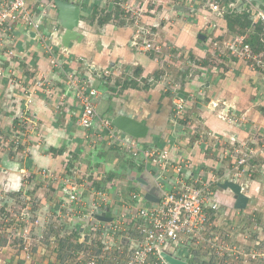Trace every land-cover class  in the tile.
Instances as JSON below:
<instances>
[{
	"label": "crops",
	"instance_id": "crops-1",
	"mask_svg": "<svg viewBox=\"0 0 264 264\" xmlns=\"http://www.w3.org/2000/svg\"><path fill=\"white\" fill-rule=\"evenodd\" d=\"M70 1L81 8L76 29L82 35L81 39L72 41L71 47H59L58 30L54 31L53 28L56 10L50 0H27L33 10L32 18L39 23L37 29L33 30L17 20L12 24V32H8V35L5 33L0 38V196L10 195L13 199L21 191L29 194L28 188L38 195L39 187L36 188L33 178L42 179V176L33 175L32 171L39 169L56 174H53L56 178L50 181L49 189L65 201L68 197L62 189V180L72 177L69 172L74 170L77 172L76 176H89V187L93 181L96 185L103 177L108 178L105 186L99 190L113 189L123 193L118 201L130 202L129 193L135 187L134 182L124 186L118 179L132 159L115 144L108 145L101 139L99 134H103V131L98 130L95 125L94 128L85 129L77 123L78 101L68 88V72L98 91L96 107L101 116L111 118V115L118 113L130 114L148 126L149 134L144 143H140L151 153L148 155L151 163L146 165L151 175L148 172L145 175L154 184V152L166 149L170 166L168 171L161 173L164 189L171 188L173 179L176 178V165L192 164L190 167L182 166L183 179L198 173L213 180L223 179L227 177L229 170L221 169L220 165L231 164L235 157V153L225 155L226 147L232 143L245 150L246 144L254 148L259 145L258 137L264 134V100H261L262 95H258L262 87L258 72L232 57L221 73L209 75L194 71V75L191 73L190 78H185L180 84L175 79L156 80L157 69H163L161 77H168L169 69L178 66L177 61L172 59L171 63L165 65L169 55H156L133 45L136 33L142 26H146L151 30V35H147L148 39L161 50H166L168 46L170 51H188L203 63V59L210 53L209 39L198 42L196 38L202 23L205 24V18L211 17L213 13H205L202 8L204 6H201L205 2L208 4V0H202L201 5L197 6L195 23V20L191 21V15L176 8L182 5L180 3L191 5L189 0ZM130 5H141L142 13L136 15L137 10L128 11L126 8ZM220 18L214 15L212 20L220 21ZM226 26V23H220L213 35L215 39L227 36ZM245 34L248 35V32ZM11 46L15 49L14 55L8 53ZM48 47L57 56L59 66L50 64ZM196 60L190 62L195 65ZM39 82L42 85L39 86ZM166 82L168 87L165 86ZM178 86L182 88L180 95L176 92ZM199 95L206 97L202 99ZM177 96L186 101L184 120L174 117V101ZM211 102H217V107L212 108ZM28 115L31 120L29 124L25 120ZM228 116L231 117L230 120L226 119ZM32 123L33 129L36 128L41 136L40 140L36 136L38 146L33 141L35 130H28ZM69 138L71 151L62 155L64 150L61 149V152L59 149L65 146L66 139ZM100 139L103 142L97 143L96 140ZM55 140L61 143L58 149L55 148ZM105 143L107 146H104ZM91 145L99 149L97 154L100 156L101 151L110 153L108 149H114L116 153L114 152L112 167L99 164L95 168H87L85 164L78 166L80 161H77V156L80 153L94 154L96 151ZM52 146L57 149L56 152L52 150ZM68 152H71L70 158ZM258 157L260 162L254 161L257 169L264 161V154ZM69 160L73 163L70 170L67 165ZM134 167L135 165L132 166ZM132 168L129 170L131 177L141 170L145 171L144 168H138V171ZM257 169L254 167L251 175L242 179L243 191L248 196L245 209L234 208L233 193L229 189L216 188L220 206L212 215L214 231L228 234V239L239 246L252 244V239L257 238L259 233L257 225L264 221V173ZM191 179L188 181H192ZM39 190L47 191L43 188ZM87 191L89 190H85ZM43 202L41 199V204ZM139 203L142 206L150 205ZM41 204L40 210L44 211L42 207L45 206ZM57 205L62 213L66 212L62 204L56 203L53 208ZM50 215L46 213V217ZM77 221L79 220L73 219L75 230L79 227ZM263 234L264 232L260 233V236ZM4 241L1 240L2 243ZM38 251L32 260L38 259L35 264H53L51 257ZM17 255L20 258V254L16 253L15 257Z\"/></svg>",
	"mask_w": 264,
	"mask_h": 264
},
{
	"label": "built area",
	"instance_id": "built-area-1",
	"mask_svg": "<svg viewBox=\"0 0 264 264\" xmlns=\"http://www.w3.org/2000/svg\"><path fill=\"white\" fill-rule=\"evenodd\" d=\"M208 8L210 12L220 15H224L229 10L217 0L209 2ZM126 9L131 12L137 10L136 15L142 13L141 5H130ZM32 14L33 10L27 0H0V38L3 34L6 33L8 35V32H12V24L17 20L21 21L25 26H30L33 30L37 29L39 23L32 18ZM252 14L254 15L253 22H260L262 25L261 41L263 46L261 49L258 51L253 50L244 36L234 38L227 46L230 45L231 48L233 46L238 47L235 48V56L252 58L255 66L260 68V71H263L264 9L255 7ZM148 34L151 35V30L146 26H142L136 33L133 45L143 51H152L156 55L161 54V49L158 45L152 44V41L147 37ZM47 50L50 53V64L59 66V60L52 49L48 47ZM8 53L9 55L15 54L13 46L9 47ZM202 69L204 68H200V70ZM104 72L107 73L106 70ZM66 77L68 88L74 93L78 101L79 125L86 129L94 128L93 126L95 125L98 130L101 129L103 131V138L107 141L109 140L111 144L118 146V149L128 154L131 158L143 157L144 162L149 164L150 158L148 155L151 153H149L148 149L142 146L143 144L128 141L125 136L114 129L110 123V118L101 116L98 113L96 107L98 91L94 87L80 81L79 77L73 73H66ZM40 82L39 86L42 85ZM185 102L181 98L174 101L175 119L184 120L183 113L185 112L183 110L186 106ZM213 104L217 106V102ZM25 120L28 124L31 122L29 115ZM258 151L261 152V155L264 154V141L255 148L246 144L244 152L238 148L233 151H224L225 155L235 153L236 164L229 169L226 173L227 177L223 179L216 178L213 180L205 177L202 173L183 179L182 166L176 165L175 174L182 177H177L170 189L162 190V195L157 202L148 206L140 205L139 202H144L141 192L137 188L133 189L129 193L130 202L121 200L123 213L107 222L95 219L92 213L100 206L98 204L99 200L109 199V194L103 190L92 189L90 194L93 198L90 199L88 206H85L86 197L83 193L85 189L79 182L80 179L64 178L62 180V189L69 202L74 203V207L76 206L77 215L82 219H86L85 225L87 226L84 231H80L82 227L80 225L78 230L80 231V236L67 247V251L62 257V264H170L161 255L163 250L170 252L175 250L182 251L185 255L176 254V256L186 259L188 262V258L191 255L190 250H194V248H201L203 256L208 252L216 262L225 258L233 261L245 255L256 259L258 262L263 261L264 235L257 238L254 243L246 244L245 252L228 239V234L216 233L212 221L213 212H216L220 206L216 197V183L219 181L223 182L225 179L237 181L243 191L242 179L251 175L249 163L255 160L254 157L258 155ZM167 155L168 151L163 149L159 152L158 159H156L157 164L161 165L164 171H168L167 168L170 166L167 161ZM156 161L154 164H156ZM184 166L186 167V163ZM257 170L260 173H264V162L259 165ZM42 171L46 173L45 170ZM189 179L192 181H188ZM31 208L32 206L27 203L23 205L19 216L13 219L10 225V231L18 230V234L23 238L18 253L22 260L20 261L21 264H29L33 260L38 249L37 244L43 239L41 235L36 239H32L29 229H22L23 225L31 224L29 221V218L32 217L30 214ZM34 223H39L37 218H35ZM127 224L133 225V230L131 232L127 231L124 236L127 238V243L126 241L119 244L113 243L116 240H113L115 238L112 235L127 230L128 228L125 227ZM16 225H19L18 228L15 227ZM32 240L35 241L34 244ZM113 244L115 246L112 247ZM177 246H184L185 249L181 250ZM5 248V245H0V264H7ZM172 248L175 250H172ZM201 263L202 261H200Z\"/></svg>",
	"mask_w": 264,
	"mask_h": 264
},
{
	"label": "rangeland",
	"instance_id": "rangeland-1",
	"mask_svg": "<svg viewBox=\"0 0 264 264\" xmlns=\"http://www.w3.org/2000/svg\"><path fill=\"white\" fill-rule=\"evenodd\" d=\"M201 1L202 0H189V4H191V5L180 3V4H182L183 7L190 9L189 11H186V13L188 15H191V21L195 20V21H193V23L196 22V18L194 16L196 15L197 10H198L197 6L201 5ZM211 1L212 0H208V3ZM217 1L221 5H224L225 7H227L229 9L227 12L224 13V15L219 16L222 18V21L220 18V21L222 22V24L226 23V25H227L226 26L227 27V31H226L227 36L218 37L217 39H219V40L215 39L216 37L213 36L215 30L220 27L221 22L217 21L216 19L212 20V17L215 15L212 13L211 17L205 18V20H204L205 24L203 25V23H202L201 29L199 30V33H197V38H196L198 42L201 40L209 39V43H208L209 48L208 49L210 50L209 51L210 53L207 54V57H205V59H203V63H202L201 59L196 60L194 58V56H191V54L188 53V51H184V50L170 51V49H168L170 47L166 46L167 49L166 50L162 49L160 52L161 54L169 55V57L167 56L168 61H165L164 64L165 65L169 64V63H171L172 59L173 60L175 59V61H177V63H178L177 64L178 66L169 69L168 77L166 75H162V77H161L160 72H161V70L163 71V69L162 68L157 69L156 70V80L161 79V78L165 79V81H167L168 79H175V80H178L179 84H180V82H184L186 80L185 78H187V77L190 78L191 73H193L194 71H196V73L199 71L200 74L201 73L205 74V72H206L209 75H211V73H221V72H223L222 68L226 67L228 60L232 57H236L237 60L242 61V63L244 62L248 66L249 69H251L254 72L256 71L259 73L257 75H258V78L260 79V81H262V87L260 89L259 94L258 93L257 94L262 95L261 100H264V70L260 71L259 70L260 68L255 66L254 60L252 58H244V57L239 58L238 56H235V54H234L235 48H238V47L233 46V48H231L230 45L227 46L228 44H230V42L232 41V39L235 35H237V36H235L234 38L240 37V36H244L245 38H247L248 35L247 34L243 35V34H241V32H238L240 28L237 25L234 26V30H231L228 27L227 21L225 19V14L228 12L230 13L232 11H235L237 13L249 11L251 18L253 19V17H254V15L252 14L253 9L255 7L264 9V7L259 2L255 1V0H217ZM201 6H204L202 8L204 9L205 13L209 12L208 4L206 2L203 3ZM200 34L203 35V37H199ZM261 37H262V35H261ZM172 49L173 48H171V50ZM174 55H176V58H174ZM190 60H196L195 65L192 62H190ZM201 64H204L205 66H201ZM195 66H197V67L199 66V67L197 68ZM200 68H204V69L200 70ZM166 70H168L167 67H166ZM194 74L195 73H193L192 75H194ZM165 86L168 87L167 82H166ZM181 87H182V85H181ZM181 87H179V86L177 87V89H176L177 95L181 94V89H182ZM199 96H201L202 99H205V97H206L205 95H199ZM178 98H181L184 100L183 97L177 96L176 99H178ZM213 103H216V102H211L210 103L211 107L212 108L217 107V106H214ZM183 112H186L185 107H184ZM183 115L185 117V113H183ZM222 116H223V114H222ZM224 117H225V115H224ZM226 119L230 120L231 117L229 118V116H228V117H226ZM33 128L34 127H33V123H32L28 130H30V131L35 130V132H33V135H34L33 141H34V144L37 145L38 140H36V136H37V138H39V140L41 139V136L37 132L36 128L35 129H33ZM193 130H194V132H196V129H193ZM65 133L67 134V132H65ZM69 133L71 134V132H69ZM99 135H101V139H103L108 145L111 144L109 142V140L107 141L105 138H103L104 137L103 134H99ZM72 136L73 135L71 134L70 137H72ZM65 138H66V136H65ZM101 139L96 140V142L102 143L103 141ZM55 141H56L55 144L57 145V146L55 145V148L58 149L59 146L61 145V143H57V140H55ZM258 141L260 142L259 145L262 144V142L264 141V134H263V136L258 137ZM70 143H71L70 138L66 139L65 146L59 149V150H61V149L64 150L62 155H64V153L67 152L68 150L71 151ZM107 144L104 146H107ZM111 146H113V145H111ZM91 147H94V149L96 150V151H94V154H89L86 152L85 154L80 153L77 156V161L78 162L80 161V163H78V166L81 164L82 165L85 164L87 168H90L91 166H93L92 168H95L96 164H99L100 166L107 167V168L112 167L113 160H114L113 157H114V152H115L112 147H110L108 149L110 153L101 151V153H100L101 156L97 154L99 149L96 148V146L91 145ZM51 148H52V150H54L56 152L57 149L53 148V146ZM235 148L240 149L239 146H236L235 144L231 143L230 146L225 148V150L226 151L227 150L233 151ZM47 149H48V147H47ZM34 150H35V148H34ZM62 150H61V152H62ZM242 150H243V152L245 151L244 149H242ZM246 151H247V149H246ZM34 153H36V151H34ZM70 153L71 152H68V156H69L68 158L71 157ZM154 154L156 155V159H158L159 152H154ZM257 154L261 155V152L258 151ZM258 155L254 157L255 160H257V163L260 162V160H259L260 157H258ZM72 157L74 158V156H72ZM70 161L71 160L68 161L67 165L72 168L73 163ZM235 164L236 163H235V158H234V160L231 164L225 163L224 164L225 166L220 165V168L229 170ZM251 164H254V165H251ZM179 165L184 166V164L183 165L179 164ZM259 165H258V167H259ZM132 166H133V164H130L128 167H126V169L123 170V175H121L120 178L118 179L121 184L124 183V186L128 185L130 183L131 184L133 183V181L130 180V178H129V177H131L129 170L132 168ZM186 166L190 167V166H192V164L186 163ZM249 167H251L250 168L251 171H253L252 169L254 167H255V169H257V165H255V162L249 163ZM194 168H196V167L194 166ZM132 169H134V168H132ZM136 171H138V170L136 169ZM154 172H156L157 185L160 187L161 190H167V188L164 189L163 183H162V181L164 179L161 176L162 175L161 173L164 172V170H163L161 165L157 164V161H156V171L152 172L153 175L155 174ZM32 173H33V175L39 174L42 176V179H40V178L37 179V177L33 178V180H34L33 183L35 185H37L36 188L37 189H38V187H39V189L43 188V189H46L47 191L43 190V191L39 192L40 190L38 189L37 192L39 194L37 195L36 193H34L33 190H32L33 191L32 192L28 188V192H30L29 194H24V193L22 194V191H21V194L16 195L15 197H13V199L11 198L10 195L0 196V207H2V208H0V245L6 246L5 258L7 259V264H21L20 263V261H22L21 258H19L18 255H17V257H15V254L16 253L18 254L23 238L21 235L18 234L19 233L18 230L10 231V225L13 222L12 220L19 216V214H20L19 212L21 211L20 210L21 207L27 203L28 205L33 207L34 212H33V216L31 218H29V221L31 222V224H28L26 226L23 225L22 229L28 228L29 233H31L30 235H31L32 239H36L37 237H39L41 235L43 237V239L40 242H38L37 246H38V249L39 248L40 249H39V251L37 249V251L51 257V263L62 264L63 260H62L61 255L63 252L61 253V251H60V245L62 243H65V245L69 246L70 242L72 243L73 240H76L80 236L79 235L80 231H78L80 225H82V227H83L82 231H84V229L87 225H85V222L83 223V219L80 218V216L79 217L76 216V214L78 212L76 211V209H77L76 206L74 207V203H70L68 198H67V200L63 201L60 199L59 196H57L56 194L54 195L53 193L50 192V189H49L51 187L50 181H52V179L56 178V177L55 178L53 177V174H55L54 172H50V171L47 172L46 171V173H44L42 170L36 169V170H33ZM69 173L72 174V177H71L72 180L80 179L79 182L82 184V187L84 186L85 190H89L87 192H83L85 194L86 199H87V200L85 199V202H84L85 206H88V204L91 201L90 199L93 198V196L90 194V190L96 189V188L99 190L100 188H103L105 186V183L109 180L108 178L103 177L102 180H98L99 182L96 183V185L94 184V181H93L91 187H89V183H88V180L90 181L89 176H87V177L86 176H76L77 172H74V170H72V172H69ZM185 174H186V172H185ZM182 176L184 177V173ZM142 177L146 181L150 180L149 178H146L145 175H142ZM177 177L181 178V176L176 175V178L173 180L175 181L177 179ZM36 181L38 184H36ZM133 189L135 190L136 187ZM137 189L140 192H142V190H143V189L140 190V187H137ZM105 192L106 193L111 192L109 199L104 200V201L99 200L98 204L100 206H98V208H101V210H105V215L110 216L112 218H114L115 216H119L121 213H123V204L121 201H118L117 199H119L120 196L123 197V193L122 194L118 193V191H114L113 189L110 191H106V189H105ZM161 195H162V192H161ZM161 195L159 196V198L161 197ZM41 199L44 200V202L42 204H41ZM5 202H6V205H5ZM56 203L60 204V205L62 204V206L66 209V212L63 211L64 213H62L59 205L54 206V208H53V205H55ZM144 203L151 204L150 202L145 201V200H144ZM40 204L45 206V207H42L44 211L40 210ZM5 206H7V208ZM47 212L51 214L48 217H46ZM58 214L63 215V217L60 218ZM35 218L38 219L39 223H34ZM73 219L79 220V221H77V223L79 224V227H77V230H75L76 227H74ZM18 226L19 225H16L15 227L18 228ZM125 227H127L128 229L121 231V232H118V233H114L112 235V237L115 238L113 240H116L113 243L119 244L120 242L122 243L125 240L127 243V238L124 236L126 235L127 231L131 232L133 230V225L127 224ZM256 230L259 231V233L257 232L258 235H260V233L264 232V221L262 223L259 222V225H257ZM74 234H76V238L74 237ZM2 239L5 240L3 243L1 242ZM32 242H33V244L35 243L34 240H32ZM47 243L49 244V248H48ZM252 243H254V240ZM115 244H113L112 247L115 246ZM177 247H180L181 250L185 249L184 246H177ZM172 250H175V249L172 248ZM190 252H191V255L188 258L189 264H200V261H202V259L204 257L203 254L201 253L202 252L201 248L200 249L194 248V250L191 249ZM173 253L175 255L176 254L177 255H181V254L185 255V253L182 251L180 252V251L175 250ZM35 256H36V254L34 255V257ZM37 260L38 259L32 261L31 264H35L37 262ZM262 260L263 261L258 262V264H264V259H262Z\"/></svg>",
	"mask_w": 264,
	"mask_h": 264
},
{
	"label": "water",
	"instance_id": "water-1",
	"mask_svg": "<svg viewBox=\"0 0 264 264\" xmlns=\"http://www.w3.org/2000/svg\"><path fill=\"white\" fill-rule=\"evenodd\" d=\"M52 5L56 10V20L55 25L53 26L54 31L58 30L59 36V47L69 48L72 45L73 40L81 39V33L77 31L79 25L81 8L76 3L70 0H50ZM259 2L264 7V0H255ZM179 11L186 12L190 9L183 7L182 5L176 6ZM215 15L221 16L218 13H213ZM203 37V35H199ZM110 123L117 132H120L128 141H135L137 144H140L149 134L148 126L137 119V117L130 114L118 113L111 115ZM144 143V142H143ZM132 164L135 165V169H143L138 175L129 177L135 184V187H140L142 190V199L150 203H155L158 201L159 196L161 195L162 190L157 185L156 182V172L152 174V178H155L154 184L143 179L142 175H145L149 171L146 168L147 163L144 162L143 157L141 158H131ZM130 163V164H131ZM156 167V166H155ZM139 168V169H138ZM153 171H156V168H153ZM130 173V172H129ZM151 175V173H149ZM146 176V175H145ZM146 178H148L146 176ZM216 186L220 189H229L233 193L234 197V208L235 209H245L248 203V196L242 191L241 185L237 181H232L225 179L223 182H217ZM92 215L95 219L100 221H111L112 217L105 215V210L101 208H96ZM83 221L86 222V219L83 218ZM82 228L80 231H82ZM125 240V239H124ZM126 241V240H125ZM123 241V242H125ZM161 255L166 259L170 264H189L186 259H182L176 256L173 252L163 250Z\"/></svg>",
	"mask_w": 264,
	"mask_h": 264
},
{
	"label": "trees",
	"instance_id": "trees-1",
	"mask_svg": "<svg viewBox=\"0 0 264 264\" xmlns=\"http://www.w3.org/2000/svg\"><path fill=\"white\" fill-rule=\"evenodd\" d=\"M225 19L227 21L228 27L231 30H234V26L237 25L240 28L238 32H241V34H245L248 32L246 41L251 45L253 50L258 51L263 46L260 36L262 33V25L260 22H253L249 11H244L242 13H237L235 11H232L230 13L228 12L225 14ZM70 168L71 167L69 166V170ZM30 212V214L33 216V207L31 208ZM74 237L76 238V234H74ZM67 247L68 245H65V243H62L60 245V251L61 253L63 252L61 255L62 257L66 253Z\"/></svg>",
	"mask_w": 264,
	"mask_h": 264
},
{
	"label": "flooded vegetation",
	"instance_id": "flooded-vegetation-1",
	"mask_svg": "<svg viewBox=\"0 0 264 264\" xmlns=\"http://www.w3.org/2000/svg\"><path fill=\"white\" fill-rule=\"evenodd\" d=\"M259 237L261 236L258 235L257 238ZM257 238L253 239L254 242ZM238 247H241V249L245 251V244L242 246L238 245ZM201 264H258V261L254 258H249L248 255H245L243 257L236 258L233 261H230L229 258H225L216 262L213 260V257H211L210 254L207 252L206 255L203 257Z\"/></svg>",
	"mask_w": 264,
	"mask_h": 264
}]
</instances>
